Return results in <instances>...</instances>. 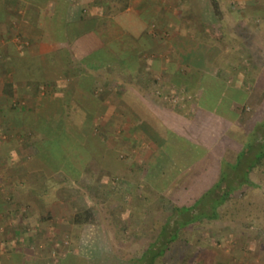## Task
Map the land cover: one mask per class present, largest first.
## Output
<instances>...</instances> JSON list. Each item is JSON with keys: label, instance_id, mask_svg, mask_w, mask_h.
I'll use <instances>...</instances> for the list:
<instances>
[{"label": "crops", "instance_id": "crops-1", "mask_svg": "<svg viewBox=\"0 0 264 264\" xmlns=\"http://www.w3.org/2000/svg\"><path fill=\"white\" fill-rule=\"evenodd\" d=\"M36 1L45 4L34 8L39 12L38 17L34 15L36 21L30 19L27 26L17 27L16 19L25 18L23 8H30L29 0H0V163L6 164L8 191L23 200L11 204L0 192V264H37V253L51 258L52 239L61 241L68 230L76 246L64 253L59 264H89L88 257L80 253L86 229L74 222L75 214L88 208L94 218L91 227L98 228L93 231L98 244L107 242L110 255L127 264H149L148 245L162 244L165 239L171 240V245L158 256L156 264H264V238L257 235L235 237L231 239L232 248L214 251L211 244H217V239L221 245L232 237L206 230L215 225L213 214L210 216L202 207L221 179L238 172L234 165L249 140L264 131V0H219L220 12L214 20L203 10L204 0H72L74 5L69 11L73 16L85 12L90 19H111L117 28L108 45L130 53L122 64L125 69L120 82H115L106 99L97 87L105 80L112 83V76L92 74L84 78L75 73L69 77L65 71L77 63L79 67L83 57L104 48L102 32L95 27L72 41L45 42L41 39L44 19L53 14L55 4L52 0ZM122 1L125 6L121 10ZM213 33L225 41V54L241 51L234 67L238 68L247 51L251 69L238 68L231 78L222 74L223 66L228 71L235 62L225 64L220 57L212 64L208 54L204 58L194 54L208 50L209 44L197 46L196 42L204 36L205 41L210 40ZM168 35L173 37L162 46ZM176 36L187 40V46ZM63 48L69 51L71 62L55 56ZM164 48L188 52L186 61L192 68L214 65L217 71H205L201 76L191 75L190 71L187 82L200 84L199 89L180 92L174 97L181 101L170 102L171 97L150 89L153 80L141 71L164 63L162 58L145 60L142 52L160 57ZM170 61L171 66H177L181 60ZM216 80L225 85L220 95L224 100L222 109L221 101H207L217 97L209 91ZM250 100V109L244 110ZM121 109L124 131H117V126L111 124ZM58 112L77 115L75 130L82 132L79 139L87 146H94L89 163L97 173L102 169L109 176L129 175L132 172L125 154H134L137 160L133 162L145 166L141 178L147 186L124 190L122 199L115 197L116 191L111 196L107 190L111 198L97 205L73 206L67 198L55 202L53 177L42 163L28 167L19 138L21 133H34L39 123L47 124L45 116ZM136 146L144 148L143 152ZM148 164H152V170ZM22 209L25 215L20 219ZM196 215L199 218H194ZM221 226L230 225L220 224L222 231ZM51 228H57L53 237ZM20 242L23 247L18 246ZM127 242L137 247L130 250L125 246ZM100 250L101 245L95 249L97 256Z\"/></svg>", "mask_w": 264, "mask_h": 264}, {"label": "rangeland", "instance_id": "rangeland-1", "mask_svg": "<svg viewBox=\"0 0 264 264\" xmlns=\"http://www.w3.org/2000/svg\"><path fill=\"white\" fill-rule=\"evenodd\" d=\"M23 10L26 11L25 8ZM87 10L89 8L87 7ZM90 12V10H89ZM32 13H34L32 11ZM85 13V12H84ZM111 14L115 13V10H111ZM25 14V13H24ZM88 14V13H87ZM105 14V13H104ZM27 15L31 16L30 19L32 22H35L34 15L27 13ZM106 15V14H105ZM108 15V14H107ZM29 19V21H30ZM95 20L98 19L101 20L99 23H92L91 26L97 27L99 31L102 32V34L106 35L108 38H110L109 42L113 41V37L115 38L114 30L117 28L114 23L111 22V19L102 16L95 17ZM28 21V18L25 19H16V26H22L25 27L28 25V23H31ZM112 23V24H111ZM35 26V24H33ZM37 26V25H36ZM21 28V27H20ZM110 28V29H108ZM22 30V29H21ZM114 31V32H113ZM112 33L113 35H110ZM167 39L163 43L162 46H165L167 43H169V40L173 37L172 35L165 36ZM219 35H213L211 36L210 40L205 41V36L202 37L201 40L196 42L197 46H201V44L206 43L209 44L207 51H201L204 52V57H207L211 59V63L215 64V60H218L220 57L222 58V62L225 64H229L232 61L235 62L232 67L237 64V61L240 60L239 57L241 55V51H229L228 54H225L226 52L224 49L226 48L225 41H220ZM176 38L179 40V43L183 44V46H187L188 41L181 39V36ZM213 38V39H212ZM200 42V43H199ZM186 51V50H185ZM150 53V52H149ZM180 53V54H179ZM178 54V55H176ZM188 52H181L179 51L176 53V51H166L164 48V52L160 57H156L154 54L148 55L146 52H142V55L144 56V59L149 58H162L164 61L163 66L159 67H149L147 68H137L141 69V71L145 72L149 80H153V82L150 83V89H153L154 91H158L160 94H163L165 96H168L170 99V102L176 103L179 99L175 98L174 96H178L179 93L185 92V91H196L199 89L198 83H195L191 85V83H188V75L191 71V75L193 73H197L199 76L203 74V72H216L217 68L214 65L206 66V67H195L192 68L187 65V56ZM231 60L229 61V59ZM173 59H180V63H178L177 66H171V61ZM228 59V60H227ZM242 62L238 65L239 70H247L251 69V57L248 55V52L245 51L242 54ZM233 64V63H232ZM225 66V67H224ZM223 66L222 74L228 75V77H235L238 73V68H228V71H226V65ZM78 68V63L75 66ZM147 69V70H146ZM229 69H233V71H230ZM221 72V71H220ZM75 74V73H73ZM94 74L99 75V77L105 78L106 76L110 75L112 76L113 82H108L105 80L103 83H99L97 87V91L99 93H102L106 99V96L109 93V90L113 88V86L118 84L121 80V77L124 74L123 69L120 71H115V69H103L100 71L94 72ZM71 77V76H69ZM189 84V85H188ZM135 90H138L139 84L136 82ZM250 85V84H248ZM86 86H83V91L86 90ZM210 91V90H209ZM80 93H83L80 91ZM76 96V95H75ZM173 96V97H172ZM86 99V96H85ZM103 99V100H105ZM76 100V98L74 99ZM106 101V100H105ZM181 101V100H179ZM208 101V100H207ZM102 104V103H100ZM252 105V100L248 102V104L244 105V110L250 109ZM55 107V105H54ZM60 111V110H59ZM119 114H116V121L112 123L111 125L117 126V131L119 129L123 128L124 123V112L121 109L119 111ZM45 120H47V124L43 121L44 124L40 123L36 126L37 130L34 131V133L25 132L20 134V142L23 145V152H24V159L28 167H32L36 164V162L42 163L44 167L48 170L47 172L50 176H52V184L57 189L56 194L53 196L55 202L59 203L60 200L63 201V199H66V202L73 205V206H79V204H101L108 201V198H111L113 195L112 192L116 191L115 197L122 199L124 190H129L131 188L138 189L139 187H146L147 184L144 182V180L141 178L143 176V172L145 169V166L143 163H138L137 158L134 159V154H125L126 160L130 162L129 164V175L122 177V176H109L108 172L105 170L96 172V168L91 167L90 163L85 168V171L82 175V177L76 181L72 179L68 174H66L63 171L68 168H72L74 166V156L79 155L80 151L78 150V145L71 139L73 137H77L76 128V122L74 121L77 119V115H67L65 116L64 113H53L50 114L48 118L45 116ZM82 132H80L79 135H81ZM258 133V132H256ZM123 134V133H122ZM248 135L246 139L248 140ZM80 137V136H79ZM264 137V131H259L258 136L256 135L255 139H252L251 141L254 144V150L257 148L258 145V139ZM20 143V144H21ZM32 143V144H31ZM92 143V142H91ZM34 144V145H33ZM91 153L93 152L94 146H87ZM140 149L141 152H143L142 147H137L135 149ZM246 149V145H245ZM39 150V151H38ZM139 151V150H138ZM138 151H136L138 153ZM255 152V151H254ZM254 152L250 154V163L254 162ZM135 153V154H137ZM139 155V154H137ZM138 157V156H137ZM257 157V156H256ZM255 157V158H256ZM33 161V163H32ZM31 162V163H30ZM128 163V162H127ZM24 164V163H22ZM248 164V158L244 157V159L241 162H238L236 165H234V168L238 171L234 174V177H230L226 179L222 184H220L219 187H221L217 190H215L214 194L208 198L207 201L204 202L203 206L205 209L204 211L208 212L209 215L216 212V216L211 218L213 220V224L215 226L207 227L206 230H212L213 234H222V235H229L232 238H229L228 241H224L220 245V239H217V244L212 243L211 246H215L212 248L214 251L219 252L220 250H227L231 246V248L234 246V241L231 239H234L235 237L240 238L242 236H248V235H254V236H260L264 238V228L261 226V224L264 222V159L260 162V164L253 169L250 166L246 165ZM121 165V164H120ZM6 164L0 163V192H3L6 194V201L11 204H21L23 203L19 196L16 194H11L9 190L10 183L9 180L5 178L6 175ZM36 166V165H35ZM122 166V165H121ZM96 167V166H95ZM148 168L152 170V164L147 165ZM27 168V166H26ZM38 168V167H35ZM251 168V169H250ZM21 170H23L21 168ZM66 171V170H65ZM123 171V168L122 170ZM109 176V177H108ZM243 176L249 177L250 182H246L243 179ZM150 179V178H149ZM164 181V180H163ZM244 181V182H243ZM139 182V183H138ZM62 186V187H61ZM65 188V189H64ZM62 189V190H60ZM67 189V191H66ZM64 190L67 195L64 193ZM107 190L111 193V196L108 197ZM226 190V191H225ZM135 193V191H133ZM229 192L230 195L227 199L223 197V193ZM214 198V199H213ZM54 201V200H53ZM37 202V201H36ZM147 202H152V196L148 197ZM155 202V201H153ZM167 203V201H166ZM165 203V204H166ZM170 205V204H169ZM167 206V204H166ZM213 209V210H211ZM20 219L21 217H24L25 215L23 209L19 210ZM224 223L229 224V227H222V231L220 230V224L223 225ZM211 228V229H210ZM52 231V237L54 236V231H57V228H51ZM24 233V232H22ZM71 230H68V233L65 234L63 238H61V241H57V238L55 237L54 240L52 239V244L54 246L52 250L51 258H42V255H40L39 258H36L37 264L50 263V264H59V261L61 257L65 254H67L69 251L73 250L76 246V240L74 236L72 237ZM59 240V238H58ZM219 241V242H218ZM13 245V244H12ZM23 243L20 242L18 244L19 247H23ZM31 246V245H29ZM124 247V245L122 244ZM125 246L133 250V248L137 247V244L135 243H125ZM35 249L37 250V246H35ZM248 248L247 250H249ZM55 250V252H54ZM126 250V249H125ZM142 250V248H141ZM33 251V250H32ZM124 250H122L123 252ZM144 252V251H142ZM33 261V260H31ZM30 261V262H31ZM34 263V262H33ZM31 263V264H33ZM67 264V263H66Z\"/></svg>", "mask_w": 264, "mask_h": 264}, {"label": "trees", "instance_id": "trees-1", "mask_svg": "<svg viewBox=\"0 0 264 264\" xmlns=\"http://www.w3.org/2000/svg\"><path fill=\"white\" fill-rule=\"evenodd\" d=\"M27 1V0H25ZM53 3L55 4V9L53 14L50 16H46L44 19V24H43V32L41 35V39L45 42L49 43H56V42H65V41H72L75 39L77 36H79L81 33H84L86 31H89L95 27L91 26L92 23H99L101 20L98 19H90L88 16H86L84 13L80 14L79 16H73V14H70V8L73 7V2L72 0H52ZM205 4H203V10L205 12H209L212 14L213 20L214 18L216 19V16L219 15L220 12V3L219 0H204ZM125 3L122 1V7L120 8L121 10L124 8ZM26 3H24V6ZM45 4L42 2L36 1V0H29V6L30 8L26 9L25 11V20L28 18V21L31 16L27 15V12H35V15L37 17L39 16V12H37L34 8H41L44 7ZM33 8V9H32ZM38 13V14H37ZM104 18V17H102ZM101 37L103 38V42L105 43V46L103 49L92 52L91 54L83 57L80 60V66L78 68L69 66L66 67V72L70 76L73 73L77 74H83L84 78L86 76H91L94 74L96 71H100L103 69H115V71H120L121 69H125L123 67V63L125 60L129 57L130 53L122 50H114L110 45H108L110 42V38H108L106 35L101 34ZM199 54V55H204V52H196L194 54ZM60 54L62 55L60 57ZM63 54H66L67 56H64ZM55 56H58L57 59H63L64 61L71 62V55L67 49L63 48L61 51H56ZM202 57V56H201ZM224 83L216 80L212 83L210 91L217 94L216 98L213 100H208L209 103H217L218 101H221L220 106L221 109L224 107V100L222 101L220 98L221 93L224 91ZM219 97V98H218ZM264 127V125H263ZM78 132V131H77ZM80 135L77 133V137L71 138L76 145H78V150L80 151L79 155L74 156V166L72 168L65 169L63 168V171L68 174L72 179L78 181L84 171L87 165L89 164L91 158H92V153L90 149L87 147V145L79 139ZM252 138L249 140L247 144V148L249 150H243V153L239 157V161L241 162L244 157L248 158V166L251 164V168L253 169L254 167L258 166L260 162L264 159V137L261 138L258 141L257 148L254 150V144L251 141ZM255 151V152H254ZM254 152V159L255 161L250 163V154ZM257 156V157H256ZM256 157V158H255ZM250 168V169H251ZM243 179L246 182H250V178L243 176ZM226 179L223 178L221 181L217 183L215 186L216 190L222 184ZM243 181V182H244ZM220 188V187H219ZM230 195L229 192L223 193V197L227 199V197ZM214 199V198H213ZM198 204V203H197ZM196 204V205H197ZM204 215H207L204 213ZM216 216V212L213 213V217ZM192 218V216H191ZM194 218H199L198 215H196ZM93 212L91 209H86L83 211H79L78 213L75 214L74 216V222L78 223L83 226V229H86V233L84 235L83 241L80 243L81 246V254H84L85 256L88 257L87 261L89 264H127L123 260L120 261L119 259L113 258V255H110L111 252L110 248H108V243L107 242H100L96 240L95 233L93 232L94 230H97V227H93ZM261 226L264 228V222L261 224ZM91 228V229H90ZM168 227H164V232H166ZM175 235H171V237H174ZM103 244V246H102ZM101 245V252L100 256H97L95 254V249ZM171 245V240L165 239L164 243L159 244L157 242H153L148 245L146 251L147 254H149V264H156L158 260V256L161 253H165L166 248Z\"/></svg>", "mask_w": 264, "mask_h": 264}]
</instances>
